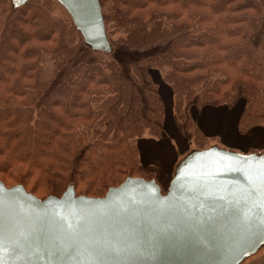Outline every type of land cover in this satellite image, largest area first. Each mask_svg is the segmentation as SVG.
Returning a JSON list of instances; mask_svg holds the SVG:
<instances>
[{"label": "trees", "instance_id": "obj_1", "mask_svg": "<svg viewBox=\"0 0 264 264\" xmlns=\"http://www.w3.org/2000/svg\"><path fill=\"white\" fill-rule=\"evenodd\" d=\"M99 3L111 53L86 51L56 0H0V181L42 201L71 188L104 198L129 178L165 194L174 177L165 192L137 145L167 137L148 71L172 92L174 122L197 151L209 147L196 122L207 108L244 102L239 129H264V0ZM117 47L138 52L126 76Z\"/></svg>", "mask_w": 264, "mask_h": 264}, {"label": "water", "instance_id": "obj_2", "mask_svg": "<svg viewBox=\"0 0 264 264\" xmlns=\"http://www.w3.org/2000/svg\"><path fill=\"white\" fill-rule=\"evenodd\" d=\"M56 1L91 50L112 52L99 0ZM263 243L264 155L195 151L165 194L129 178L104 198L42 201L0 181V264H239Z\"/></svg>", "mask_w": 264, "mask_h": 264}, {"label": "rangeland", "instance_id": "obj_3", "mask_svg": "<svg viewBox=\"0 0 264 264\" xmlns=\"http://www.w3.org/2000/svg\"><path fill=\"white\" fill-rule=\"evenodd\" d=\"M85 50H89L90 46L87 45L86 43H83ZM138 52L135 51H129L128 49L124 48V47H117L116 49V57L119 59V62L122 65V75H127L128 73V68L130 63H132L133 61H135V57H137ZM154 50L152 51H148L146 54L150 55L153 54ZM140 54V53H139ZM83 56V54H82ZM148 74L150 75V77L154 78V84L157 86L159 92L161 93V96L164 100L165 103V109H166V139L169 138L170 136L168 135V133L171 134L170 130H169V126L172 125V121L170 116L171 115V104L170 101H168V98L166 97L168 94V87L166 84L163 83V79L162 76H160L157 73H151V71H148ZM170 90V89H169ZM245 103L241 102L239 103V105L237 106V112L235 110L234 114L232 115V121L230 120L231 117L226 116L225 119H227L226 121H231L233 130L230 131V129H225V126L223 125L221 128H218L219 130H211L210 132H208L209 136V141L208 148H217L219 150L222 151H226L229 153H234V154H240V155H246V154H250V153H255L257 155H264V129H256L253 130L249 133L247 132H243L239 129V119L240 116L242 114V111L244 109ZM226 110V109H225ZM238 117V120L237 118ZM236 118V119H235ZM229 121V122H230ZM228 122V123H229ZM237 126V127H236ZM225 130H229L227 133H225ZM236 132V133H235ZM233 135H232V134ZM237 134V135H236ZM137 145L138 141H137ZM186 148H182L183 149V154L186 153L189 155H191L192 153H194L195 151H197L196 147L191 144L190 142L186 141ZM158 151H160V149L156 148ZM185 150V152H184ZM181 152V153H182ZM163 154V152H161ZM173 154H175L173 152ZM172 153H170L169 155H173ZM187 156V157H188ZM158 157H161L160 154H158ZM186 157V155L178 162L177 166L180 164V162L184 161V158ZM171 159H165V163L161 164L158 168L153 167V168H149L150 171H153L155 173V176L157 177V179H159L160 177L164 178V176H167L168 173L171 171L172 169V164L170 163ZM176 166V167H177ZM176 170V169H175ZM175 171L174 173H172V175L168 176V180H170L171 177H174L175 175ZM156 174H159L156 175ZM164 175V176H163ZM159 177V178H158ZM164 181V180H163ZM164 186H165V192L169 186L168 181H164L163 182ZM168 184V185H167ZM6 186L11 187L10 184H7ZM170 187V186H169ZM169 189V188H168ZM264 260V243L261 244V246L259 247V249L256 252H253L251 254L246 255L239 264H256L258 261L262 262Z\"/></svg>", "mask_w": 264, "mask_h": 264}, {"label": "crops", "instance_id": "obj_4", "mask_svg": "<svg viewBox=\"0 0 264 264\" xmlns=\"http://www.w3.org/2000/svg\"><path fill=\"white\" fill-rule=\"evenodd\" d=\"M166 97L168 98V101H170V104L172 105L171 106V112H172L171 115L172 116H170L171 121H172V125L169 126V130H170L171 134L168 133V135L170 137L167 139H164L162 141L153 140V139H144L138 143L139 144L138 147L140 148V151H141L143 163L148 168H153V167L158 168L161 164L165 163V159H171L170 160L171 161L170 163L172 164L171 171L168 173L167 176L163 175L164 178L158 177L159 178L158 180L160 181L162 186H164V184H163L164 181H168V184H169V181L171 180L172 177L170 178V180H168L167 178H168L169 174L171 176L172 173H174L178 162L186 155V153L183 154L182 151L184 148L187 147L186 146L187 140L179 132L178 127L176 126V124L174 122V118H173V101H174V98H173L172 92L169 89H168V94ZM236 109H237V107L234 109H229V110L228 109L225 110V108H222V109H214V108L204 109L202 111V113L199 114V117L198 118L196 117L197 125L207 135H209L208 132H210L211 130H217L218 131L219 130L218 128H221L223 125L225 126V129H230V131H231V130H233V127L231 124V121H232L231 119L233 118L232 115L234 114ZM236 112H237V110H236ZM226 116L231 117L230 118L231 121L229 120L230 122L226 121L227 120V119H225ZM236 118L238 120V117H236ZM228 131L229 130H225V133H227ZM156 148L160 149V151H158ZM161 152H163V154ZM173 152L175 154H173ZM184 152H185V150H184ZM170 153H172L173 155H169ZM158 154H160L161 157H158ZM157 175L159 176V174H157ZM256 264H264V260L262 262L258 261Z\"/></svg>", "mask_w": 264, "mask_h": 264}]
</instances>
